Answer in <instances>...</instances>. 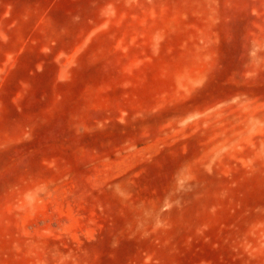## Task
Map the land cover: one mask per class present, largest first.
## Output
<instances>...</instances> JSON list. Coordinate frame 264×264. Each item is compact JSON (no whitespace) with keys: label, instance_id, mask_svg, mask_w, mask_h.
<instances>
[{"label":"rangeland","instance_id":"rangeland-1","mask_svg":"<svg viewBox=\"0 0 264 264\" xmlns=\"http://www.w3.org/2000/svg\"><path fill=\"white\" fill-rule=\"evenodd\" d=\"M2 34L108 41L7 80L0 264H264V0H0Z\"/></svg>","mask_w":264,"mask_h":264},{"label":"crops","instance_id":"crops-1","mask_svg":"<svg viewBox=\"0 0 264 264\" xmlns=\"http://www.w3.org/2000/svg\"><path fill=\"white\" fill-rule=\"evenodd\" d=\"M44 24V26H43ZM75 27V26H73ZM137 23H95L88 22L84 25L79 24L78 30L84 31H107V30H127V29H137ZM58 30L59 27L51 26L48 22L43 23L42 26L36 27L34 30ZM65 29V27H63ZM61 30V29H60ZM99 38L96 39H76L75 37L67 40H53V41H38L35 39H8L5 34H2L0 37V124L3 126H9L11 115V110L16 112H21V95L24 91L23 85L21 82L16 84V90L11 92V87H9L7 80L10 78H15L17 80L21 78L36 77V75H42L43 71L41 68V58L46 50L44 47H47L48 44H53L56 46V51L53 54H49L53 62L56 64V71L53 72L52 77L54 79H70L74 78L76 75L75 63L78 62L81 56L89 54L88 46L92 43H105L108 38ZM136 37V36H135ZM131 39H115L114 43L116 46L123 47L127 46L128 42H132ZM118 41V42H117ZM70 43L71 49L64 51L63 44ZM14 47V49H11ZM30 48V49H26ZM13 50V51H12ZM26 53L37 54L31 56L30 64L27 66L19 63L20 60L24 57ZM27 55V54H26ZM38 58V59H37ZM69 60V66H66V62ZM63 84V82H61ZM9 87V89H8Z\"/></svg>","mask_w":264,"mask_h":264}]
</instances>
